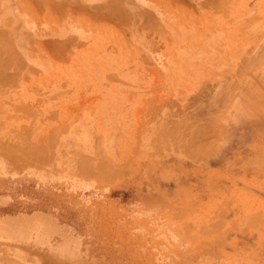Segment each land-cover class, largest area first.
<instances>
[{"label": "rangeland", "instance_id": "rangeland-1", "mask_svg": "<svg viewBox=\"0 0 264 264\" xmlns=\"http://www.w3.org/2000/svg\"><path fill=\"white\" fill-rule=\"evenodd\" d=\"M0 264H264V0H0Z\"/></svg>", "mask_w": 264, "mask_h": 264}]
</instances>
